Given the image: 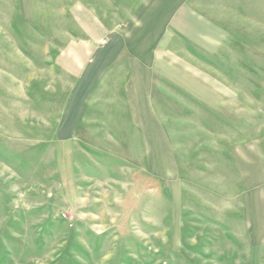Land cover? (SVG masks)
<instances>
[{
    "label": "rangeland",
    "instance_id": "rangeland-1",
    "mask_svg": "<svg viewBox=\"0 0 264 264\" xmlns=\"http://www.w3.org/2000/svg\"><path fill=\"white\" fill-rule=\"evenodd\" d=\"M152 1L37 0V32L0 6V264H264V16L213 55L161 45L145 137L68 104Z\"/></svg>",
    "mask_w": 264,
    "mask_h": 264
},
{
    "label": "crops",
    "instance_id": "crops-1",
    "mask_svg": "<svg viewBox=\"0 0 264 264\" xmlns=\"http://www.w3.org/2000/svg\"><path fill=\"white\" fill-rule=\"evenodd\" d=\"M0 6L9 13L18 32L22 31L23 23L30 31L37 32L39 18L46 11L40 9L37 0H0ZM260 15L264 16V0H153L145 5V13L129 32L123 34L117 25H113L109 30L110 37L95 48L92 60L83 72L79 74L78 70V83L68 103L72 105V113L76 105L80 115L90 109L88 105L99 101L98 104L103 105L99 111L106 114L113 110L107 106L117 103L120 105L115 107V112L119 113V118L108 121L129 131L142 130L145 137V97L150 96L145 85V70L156 73L157 64L162 59L158 55L161 45L173 42L183 46L184 39L195 48L204 50L205 54L209 51L213 55L214 49L236 48L247 37L253 36L255 41L259 30L255 25L263 24L255 20ZM187 25L190 28L199 26L196 30L190 29V33L185 30ZM199 30H204L205 38L209 39H196L194 35ZM104 82L114 85H104ZM100 90L107 95L99 94ZM147 110L154 112L149 106ZM100 120L107 121L103 117ZM81 122L80 119L73 128H79Z\"/></svg>",
    "mask_w": 264,
    "mask_h": 264
}]
</instances>
